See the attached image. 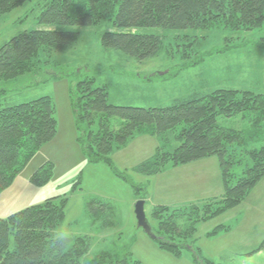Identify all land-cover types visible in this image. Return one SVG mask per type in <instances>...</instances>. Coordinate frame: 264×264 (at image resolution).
Segmentation results:
<instances>
[{
	"label": "rangeland",
	"instance_id": "obj_1",
	"mask_svg": "<svg viewBox=\"0 0 264 264\" xmlns=\"http://www.w3.org/2000/svg\"><path fill=\"white\" fill-rule=\"evenodd\" d=\"M48 1L21 0L19 6L0 14V47L23 32L38 29ZM111 25L75 29L80 37L74 47L61 53L46 50L30 73L0 81L2 100L5 97L12 104H21L48 96L55 104L57 119L54 138L31 155L0 193V218L54 197L57 202L65 201L58 234L90 238L91 252L82 264H90L103 251L120 258L130 254L137 264H264V178L231 209L206 219L197 217L188 240L176 239L187 245L176 255L160 248L138 228L135 205L144 200L147 217L157 206L171 210L195 206L201 209L200 216L215 212L222 207L226 190L219 158L161 165L160 155L180 145L174 136L178 127L164 137L136 134L94 162L85 149V133L97 132L98 121L91 127L78 124L71 99V90L85 79L106 89L110 105L145 109L169 107L221 89L264 95V27L252 32L231 31L224 25L184 32L140 28L139 33L161 36L164 48L157 57L139 62L103 48L102 35ZM186 35L195 46H182ZM45 58L50 60L44 64ZM255 116L243 112L218 119L221 127L233 129L239 136L240 146H232L236 159H243L239 174L249 163L245 153L264 146V121L256 128ZM115 123L119 126L120 120ZM143 166L151 170L144 172ZM42 167H50L47 181H33ZM91 202L108 204L111 210L95 222ZM107 222L111 225L106 226ZM187 223L186 219L178 222L183 228Z\"/></svg>",
	"mask_w": 264,
	"mask_h": 264
},
{
	"label": "trees",
	"instance_id": "obj_2",
	"mask_svg": "<svg viewBox=\"0 0 264 264\" xmlns=\"http://www.w3.org/2000/svg\"><path fill=\"white\" fill-rule=\"evenodd\" d=\"M20 4L21 0H0V14ZM39 23L38 29L23 32L0 47V81L30 73L32 64L46 50L61 53L74 47L80 37L77 28L111 23V29L101 38L103 48L144 62L160 54L164 39L156 34L139 33L138 29L184 32L224 25L231 31L252 32L264 27V0H50L43 8ZM186 39L184 48L195 46L188 35ZM49 60L45 58L44 64ZM71 96L78 124L91 127L98 121L97 132L85 133V149L92 153L94 162L107 157L136 134L148 132L164 137L178 127L179 132L174 136L180 145L160 155L161 165L171 162L179 166L208 157L219 158L226 189L222 207L200 216L201 209L195 206L177 210L157 206L148 217L156 235L154 240L164 250L181 255V247L187 245L176 239L188 240L190 227L198 222L197 217L206 219L231 209L264 178V146L246 150L249 163L239 174L243 159L239 156L237 160L232 149L234 144L240 146L239 136L235 130L218 124L221 117L232 118L250 112L256 114L253 123L259 128L264 121L262 94L221 89L176 101L169 107L145 109L110 105L106 89L95 87L93 79H85L74 86ZM116 119L120 120L119 126H115ZM56 132L52 98L45 96L21 104L0 98V193L10 186L31 155L50 142ZM142 168L147 173L151 170L147 166ZM50 172V167H42L33 181H47ZM56 199L0 218V264H82L86 260L92 246L89 237L58 234L65 218V201ZM89 208L95 222L111 210L102 202H91ZM183 219L188 221L184 228L178 224ZM109 225L107 222L106 226ZM261 249L264 250V243ZM116 257L103 251L90 264H137L130 254Z\"/></svg>",
	"mask_w": 264,
	"mask_h": 264
},
{
	"label": "water",
	"instance_id": "obj_3",
	"mask_svg": "<svg viewBox=\"0 0 264 264\" xmlns=\"http://www.w3.org/2000/svg\"><path fill=\"white\" fill-rule=\"evenodd\" d=\"M144 200H140L135 205V215L137 219V226L139 229L144 230V232L150 236L152 239H156V235L153 232L152 226L148 220V217L145 212Z\"/></svg>",
	"mask_w": 264,
	"mask_h": 264
}]
</instances>
